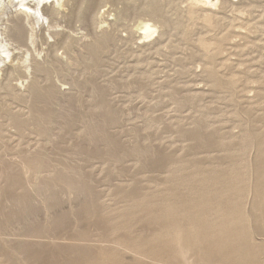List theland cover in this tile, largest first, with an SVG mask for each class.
Returning <instances> with one entry per match:
<instances>
[{
  "label": "rangeland",
  "instance_id": "374dc122",
  "mask_svg": "<svg viewBox=\"0 0 264 264\" xmlns=\"http://www.w3.org/2000/svg\"><path fill=\"white\" fill-rule=\"evenodd\" d=\"M174 1L175 8L181 10L184 23L178 30L169 32L164 39H159L158 32L152 38H143V31L137 25L143 17L149 16H144L143 11L137 9V14L132 13L124 18L120 15L124 4L119 0H102L96 9L97 19L89 26L77 21L68 22L78 5L75 0L71 2L72 5L69 4L71 7L67 5L64 8H58L56 0H27L24 3L12 0L6 6L7 9H2L0 43L7 47V53H4V60L0 53V106L5 103L13 111H28L25 102L14 99L11 94L7 95L5 84L11 83L21 91H28L29 79L13 68L19 63L23 65L30 47L11 41L4 29L18 10H33L38 4L41 24L34 29L37 42L32 49L42 61L57 59L66 64L67 48L62 39L68 35L85 38L89 31L110 27L117 40L112 50L104 54V72L100 74L99 81L140 77L151 87H148V97L135 88H113L108 93L110 98L116 100L117 105L128 111L122 124L116 125L117 127L113 125L111 130L116 131L117 135H123L118 136L122 149L124 144L129 145L133 138L135 140V125H139L137 127L141 128L144 135L151 131L155 137L150 141H145L142 137L144 142L140 141L144 146L155 143L159 147L158 152L145 165L140 164L131 153H128L130 156L126 155V161L120 162L121 166L103 156L86 162L84 167L89 175L91 173L96 178V192H101V196L98 195L91 202L83 201V205H79L72 194H69L70 198L65 195L54 206H48L38 199V204L43 203L44 212L46 210L45 213L40 211V215L38 213L39 220L44 223L38 221L41 226L37 224L41 227L38 232L42 233L39 234L42 237L36 234L37 231L31 232V236L35 233L34 238L29 235L30 232L28 234L29 223L33 224L31 219L29 223L26 221L23 232L14 227L16 222L8 225L0 222V264H264V0H232L236 5L227 10L222 9L219 4L212 7L214 0ZM203 5L208 8L207 11H198V6ZM53 8H56V12L52 15ZM166 10L174 20L176 9L170 7ZM59 11L70 14L65 17L63 12L58 14ZM49 13L54 19L53 26ZM216 19H224L225 24L215 26ZM260 26H263V31H258ZM186 27L198 29L190 36V42L182 39ZM54 29L62 31V34L53 36L51 33ZM82 41L78 40L75 45L80 47ZM217 47L220 49L213 58V51ZM194 49L197 51L196 56L192 55ZM177 56H182V60L178 61ZM210 65L214 74L217 71L231 82L221 83L215 80L213 74L211 79L208 71ZM179 67L188 72L181 73ZM143 73L146 75H142ZM56 77L59 86L72 90L69 80ZM42 80L46 81L45 78ZM173 86H179L180 90L178 96L172 98L170 93ZM88 95L87 92L84 97L89 99ZM158 97L164 100L163 105L160 104V108L152 107L155 99L156 102L159 100ZM179 98L186 99L182 106L179 105L180 109ZM189 99L192 100L191 104ZM85 106L86 109H96L92 103ZM152 111L160 112L161 115L151 113L149 116L148 113ZM191 113L193 117L196 115L197 118L204 119L206 124L203 122L200 129L194 130V119L189 115ZM9 120V116L0 115V124L4 122L2 124L5 126L3 128L0 125V138L3 139H0V154L7 160L20 161L22 156L17 151L24 145L23 148L33 150L40 143H45L46 140L42 137L38 139L40 135L32 130H27L30 137L27 131L24 133L25 138ZM164 121L167 122L165 126ZM189 128L193 132L191 130L190 133ZM75 131L79 135L82 129L75 126ZM185 133L186 135L180 136ZM23 135L27 142L21 137ZM48 143L49 146L52 145L50 141L45 144ZM162 143L163 146L166 144L164 148ZM41 175L38 172L33 178L39 180ZM116 183L120 188L125 187V191L120 190ZM73 206H76V211ZM49 207L50 210L47 209ZM60 211L63 213H59ZM66 216L70 218L66 219ZM54 217L57 218L54 220ZM49 224L52 225L51 228ZM26 240L28 243H25ZM4 253L7 254L3 255Z\"/></svg>",
  "mask_w": 264,
  "mask_h": 264
},
{
  "label": "bare ground",
  "instance_id": "6f19581e",
  "mask_svg": "<svg viewBox=\"0 0 264 264\" xmlns=\"http://www.w3.org/2000/svg\"><path fill=\"white\" fill-rule=\"evenodd\" d=\"M21 1L24 3L27 0H21ZM72 1H74V0H56V5L58 6V8L61 6H62V8H64L67 5L69 7H71ZM75 1L78 4L77 7L75 6L76 12L73 11L74 13L71 15V18L69 16L68 22L77 21V22H81L85 26H89V25L93 24L97 19L96 9L102 0H75ZM119 1L124 4V9L121 11V14H120L124 18L129 17L132 13L137 14L138 10L143 11L144 16H149L148 18L143 17V19H141L137 25V28L139 30L143 31L142 37L145 39L152 38L157 32L159 35V39H164L166 36H168L169 32H172L173 30H178V28L184 23L183 15L181 14V10H179L178 8H175V4H174L175 1L174 0H119ZM10 3H12V0H0V15H3L4 10H2V9H5L4 7H6L7 5L9 6ZM70 3H71V5H69ZM218 4L224 10L225 9L227 10L229 7L231 8V6L236 5V3L233 2L232 0H216V1L214 0L212 7L217 6ZM30 7H32V6H30ZM38 7L39 6L37 4L33 10L32 9H20V10H18L16 12L15 16L13 18L9 19V23L7 24L6 28L4 29V33L9 37V39L11 41H13L19 45H25V46L27 45L30 47L28 49L27 56L25 57V61H24L23 65H20V63H19V65L15 64L16 66H14V68H13L14 71L21 72V74H25L26 78L29 79L28 91L27 92L21 91L17 87V85H13L11 83L5 84V88L7 89V93H8L7 95L11 94L14 99L25 102L26 106L28 108V111L27 112H26V110H25V112H23L21 110L20 111H13L5 103H3L0 106V115H2V116L4 115V117H5V115L9 116V118L11 120L10 124L12 123V125H14L21 132V134H24L27 130H32V131H35V133H37L38 135H40L38 137V139L39 138L41 139V137H42L44 140H46L47 142L50 141L52 144L49 146V143L45 144L46 141H45V143H43L41 141L42 143H40L39 146L37 145L36 148L34 147L35 149L33 148V150L29 149V147L23 148V147H25V145L22 146V148H20V150L17 151V153L19 152L22 156V159L20 161L12 160L11 158H10L11 160H7L6 158H4L2 156V154H0V222L4 225H8L11 222H16L14 224L15 225L14 227H16V228L18 227V230L19 231L21 230L23 232L22 229L23 228L25 229L26 223L27 222L29 223L30 222L29 220L31 219L32 220L31 222H33V224L29 223L30 227L28 226L30 229L28 231V234L30 232V234H29L30 236H31V232H35V231H37L36 234L37 233H38V235L40 234V232H38V231L41 227L37 226V224H39L41 226V224L38 222V221H40L38 218V213L42 210H43L42 212H44V209H43V203L38 204L37 201L41 200L42 202L46 203L48 206H54L55 203L60 202V200H62L64 197H66L65 195H68V197H69V194H72V196L74 195L76 197V199L78 200L77 201L78 204L80 205V203H82V205H83V201L91 202L95 197H98V195L101 196L100 195L101 192L99 194L96 192V187H97L96 186V184H97L96 178H94L91 173H90V175H91L90 176L89 172L87 173V171L84 167L86 162H88V161L90 162L92 159H94L96 157L103 156L108 161H112L113 163H114V161H116L119 164L120 162H122L123 160L126 159V155L128 153L129 154L131 153V154H134V156L136 157V160L139 161L140 164L145 165L148 161H150V158L153 157L155 152H158L157 148L159 147V144H157V142H156V144L158 145V147L154 145L155 143L150 144L148 146H144V144L141 143L142 137H144L143 139H145V141H147V139H149V141H150V140L154 139L155 137L153 136V134H151V131H150V134L144 135L143 132L140 131L141 128H138L139 125H135L136 128L133 126L134 127L133 131H134L135 136L132 135L131 132L127 131L128 133H131V135L135 137V140L133 138L132 139L133 142L130 143L129 145H125L123 143L125 147H123V149H122V147H121L122 143L120 142V139L118 138V136H120L121 133L119 135H117L118 133H116V131L111 130V127L113 125L116 126V125L120 124L123 121V119L127 118V117L126 118H124V117L127 115L128 111L126 109H123V107L121 108V106L119 104L117 105L116 100L114 101L112 98H110L108 96V93H110V91L113 88H116V89L117 88H119V89L120 88H123V89L124 88H126V89H134L135 88V89H140L142 91V93H144V96L146 95L148 97L150 95V93H148V91H149L148 87L149 88H151V87L149 86V84L146 81H144L140 77L128 78L126 80H121L119 78H113V79L109 80L108 82H100L99 81L100 74L102 72H104V66L102 65V62H103L104 57H105L104 54L106 52H109L112 50V46H114V44L117 40V36L110 29V27L109 28L103 27L98 31L96 29L89 31L85 38L84 37L79 38V37L74 36V35H68L66 38L62 39L65 47L67 48L66 54L68 55V57H67L66 64L60 63L57 59H55V60L48 59L46 61H42L38 58V56L36 55V53L32 49V46L37 42V35H36L34 29L37 25L41 24V12H40V8H38ZM170 7H171V9H176V13H175L176 18L174 20L172 19V17H170L171 15L169 13H167V10H166L167 8H170ZM249 7H252V5L251 6L249 5ZM198 8H199L198 11H200V10L201 11H207V9H208V8H206L205 5L198 6ZM6 9H7V7H6ZM73 9L74 8H72V10ZM51 11H52V13H51L52 15L55 14L56 8H53ZM51 11H48V12H51ZM60 12L61 11H59L57 13L59 14ZM62 12L65 15V17H68V14H70L69 12L67 13V11H62ZM52 15H50V13H49L48 16L51 18L52 22L51 21L50 22H51V25L53 26L54 25V19H53ZM222 24H225L224 19H219V20L216 19L214 22V25L218 26V27L221 26ZM200 28L202 29V27H200ZM196 29H197L196 27H186V29L184 30L183 36H182L183 41L190 42L189 38ZM261 29L263 31V26L258 27V31ZM252 31H254V30H252ZM61 32L62 31H60V30L54 29L51 34L53 36H59L62 34ZM80 39H82L83 41L80 43V47H77L75 45V43ZM193 43H192V45H193ZM194 45H195V43H194ZM199 45L203 46L201 43H199ZM196 47H197V42H196ZM219 49H220V47H217L213 51L214 52L213 58H215ZM142 51H144V49ZM0 53H2L1 54L2 59L4 60V58H6V57H4V55L7 53V47L1 43H0ZM196 53H197V51H196V49H194L192 55L196 56L197 55ZM181 57L177 56L178 59L177 58L176 59L178 61L182 60L183 57L182 58ZM210 60H212V58ZM139 64H140V62H139ZM144 65H145V63H143V66ZM190 67H192V65H190ZM179 68L181 69L182 67H179ZM179 71L181 73L182 72L183 73L188 72L187 70H182V69ZM208 71H209V75H210L211 79H212V74H213V76L215 77V80H217L221 83L231 82L225 76H222L219 73H217V71L215 72L216 74H214V72L212 71V65L209 66ZM78 72H82V74H78ZM135 74H137V73H135ZM139 74H141V73H139ZM149 74L152 76L151 73H149ZM142 75L145 76L146 74L143 73ZM56 76H61L65 80H69L73 86L72 90H70V89L66 90L63 87L59 86L57 81L55 80ZM151 76H150V78H151ZM134 77H135V75H134ZM147 77H148V75H147ZM42 78H45L46 81L44 82V80H42ZM142 78H146V77L142 76ZM56 79H58V77H56ZM167 83H168V81H167ZM222 86H224V85H222ZM182 89H183V87H182ZM232 89H234V87H232ZM179 90H180L179 86H175V87L173 86V90H172V93H170V97H171V95H172V98L174 96H178ZM168 91H170V90H168ZM234 91H236V89H234ZM87 92L89 94L88 96H90L89 99H88V97L87 98L84 97L85 93H87ZM159 92H164V91L159 90ZM138 93H137V95H139ZM147 94H149V95H147ZM162 95H163V93H162ZM142 96L143 95H141V97ZM189 96H190V94H189ZM159 97H161V95ZM159 97H158V99H159ZM184 98H185V96H184ZM2 99H4V98H2ZM144 100H146V99H144ZM156 100L157 99H155V102L153 104H152L153 100L151 101L152 107L160 108L161 107L160 104L163 105L162 102L164 100L163 99L161 100V98L157 102H156ZM176 100L177 99H175V101ZM185 101H186V99H180L179 98V100H178L179 109L182 106L181 104L185 103ZM190 101H192V100L189 99V103L191 104ZM86 102H88V103H86ZM89 103H92V105L95 106L96 109H93V110H91L89 108L86 109L85 105L89 104ZM146 104L148 105L147 102H146ZM179 105H181V106H179ZM158 106H160V107H158ZM172 107H176V105H172ZM172 107H170V111H172ZM149 108H151V107H149ZM155 110H157V109H155ZM175 110H178V109H175ZM160 111H161V109H160ZM151 113L157 114L158 112L156 113V112L152 111V112L148 113V115L150 116ZM158 114L161 115L160 112ZM148 115H147V117H148ZM189 115L191 116L192 113ZM153 116L154 115H152V117ZM194 116L196 117V115H194ZM192 117L193 116H191V119H192ZM195 117H193L194 120L192 119L193 123L195 124V125H193L194 128L192 126V128L194 130L196 128L200 129V127L203 125V122L204 123L206 122L204 119H203L204 120L203 121L202 118L199 119L200 117L199 118H197V117L195 118ZM154 118H152V119H154ZM163 118H165V117H163ZM156 119H158L157 115H156ZM156 119H155V121H157L159 123L162 122L161 120H160L161 121L160 122ZM160 119H161V117H160ZM2 123H4V122H2ZM2 123L0 125H3ZM166 123L167 122H165L164 126L166 125ZM168 123H169V121H168ZM12 125H10V126H12ZM159 125H161V124H159ZM75 126L81 127V129H82L81 134L76 135L77 131L74 132ZM162 127H163V125H162ZM3 128H5L4 125H3ZM186 128L184 127V129H186ZM192 128H189L190 133H191ZM122 129H124V128H122ZM164 129H162V130H164ZM216 129H217V127H216ZM181 130H183V129H181ZM192 132H193V130H192ZM29 133L30 132H28V135L30 137ZM198 134H200V133H198ZM221 134H223V133H221ZM24 135L21 136L23 138V140L26 138V135H25V138H24ZM184 135H186V133L182 134L180 136H184ZM214 135H215V133H214ZM121 136H123V135H121ZM32 137H34V135ZM0 139H2V138H0ZM128 139L129 138H127V141H128ZM209 139L211 141V138H209ZM209 139H207V140H209ZM196 140L198 141V139H196ZM25 141H26V139H25ZM121 141H122V139H121ZM197 141H195V142H197ZM210 141H208L207 143L209 144ZM65 142H67V144H65ZM142 142H144V141H142ZM204 142L205 141H203V143ZM217 142L219 143L220 141L217 140ZM148 143H150V142H148ZM218 143L215 145H218ZM135 144H136V146L134 147ZM188 144H190V143H188ZM205 144H206V142H205ZM7 145L8 144H6V146ZM162 146H163V143H162ZM164 146H166V144H164ZM164 146H163V148H164ZM193 146H195V145H193ZM196 146H197V144H196ZM2 147H3V145H2ZM8 147H9V145H8ZM167 147H168V145H167ZM120 148L122 151H120ZM211 151H212V148H211ZM160 154L162 157V153H160ZM129 156H127V157H129ZM8 159H9V157H8ZM206 159H208V157ZM108 163H107V165H108ZM111 164H109V165L111 166ZM116 165H117V163H116ZM121 165H122V163H120V166ZM163 165H164V162H163ZM153 166H154V164H153ZM156 167H158V166H156ZM116 168L119 169L118 167H116ZM108 169H107V171H108ZM147 169H149V168H147ZM38 172L42 173V175L39 177V180H35L33 177ZM122 172H124V171H122ZM118 176H121V175H118ZM153 176L155 177L156 175H153ZM109 178H111V177H109ZM156 178H157V176H156ZM132 180H134V179H132ZM133 183H134V181H133ZM117 184L118 183H116L115 185H117ZM117 186H119V185H117ZM119 188H120V186H119ZM121 189H124V191H125V187L120 188V190ZM38 199H40V200H38ZM93 202H95V201H93ZM88 204L89 203H87V205ZM55 205H57V204H55ZM73 207L75 208L76 206H73ZM96 208H98V207H96ZM47 209L50 210L51 208L49 207ZM76 210L77 209L75 208V211ZM45 212H46V210H45ZM69 212H70V210H69ZM77 212H79V211H77ZM95 212H96V210H95ZM59 213H61V211ZM62 213H63V211H62ZM67 213H68V211H67ZM40 214H41V212L39 213V215ZM50 216H48V217L50 218ZM53 216H54V214H53ZM56 216H59V214H57ZM44 217H43V220H44ZM55 218H57V217H54V220H55ZM60 218H62V217L60 216ZM60 218H59V220H61ZM68 218H70V217H67L66 219H68ZM207 218H210V217H207ZM41 220H42V218H41ZM64 221H65V219H64ZM50 222H52V221H50ZM57 222L58 221L56 220L55 226H57ZM41 223H43V222H41ZM58 224H60V222ZM72 224H73V221H72ZM10 226H12V225L10 224ZM51 226L52 225H50V228H51ZM2 227H3V225H2ZM5 227H7V226H5ZM48 228H49V226H48ZM11 229H14V228H11ZM26 229H28V228H26ZM2 230L3 229H1V231ZM70 230H72V229L70 228ZM42 231H44V230H42ZM45 232H47V231H45ZM145 232H146V230H145ZM50 233H51V231H50ZM34 234L31 237L34 238V236H35ZM40 235H42V233ZM55 235L57 236V233ZM91 235H92V233H91ZM52 236H54V235H52ZM31 237H29V239ZM40 237H42V236H40ZM44 237H45V235L43 236V238ZM71 237L74 239L73 236H71ZM2 238L4 239V237H2ZM128 238H130V237H128ZM7 239H6V241H8ZM53 239H55V237ZM90 239H92V238H90ZM23 240L21 241V243L24 242ZM49 240H50V238H49ZM79 240H81V239H79ZM83 240H85V239H83ZM10 241L12 242V240H10ZM32 241H34V240H32ZM93 241L95 242L96 240L94 239ZM109 241H110V239H109ZM26 242H27V240L25 241V243ZM12 243H15V242H12ZM15 244L18 245L17 243H15ZM70 244H72V246L74 245L73 243H70ZM78 244L79 243H77V245ZM23 245H26V244H23ZM32 245H30V248L32 247ZM18 246H20V245H18ZM96 246H97V244H96ZM8 247H9V245H8ZM33 247H34V245H33ZM36 247H37V245H36ZM12 248H13V246H12ZM25 248H26L25 251H27V246ZM6 254L4 253L3 255H6ZM12 254H14V253H12ZM9 255H8V257H9ZM19 256H20V254H19ZM21 257H22V254H21ZM64 260H65V258H64ZM66 261H68V260H66Z\"/></svg>",
  "mask_w": 264,
  "mask_h": 264
}]
</instances>
